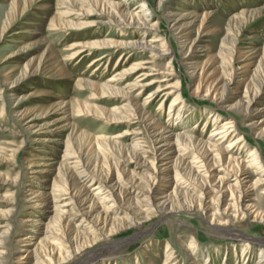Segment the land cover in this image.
<instances>
[{
    "label": "rangeland",
    "instance_id": "obj_1",
    "mask_svg": "<svg viewBox=\"0 0 264 264\" xmlns=\"http://www.w3.org/2000/svg\"><path fill=\"white\" fill-rule=\"evenodd\" d=\"M149 1L152 10V21L157 23L155 33L159 39L169 41V47L171 46L172 50L162 57H152L146 52H139L138 49L124 50V53L131 55V62L129 63L140 61L144 63L145 67L154 66L162 71L172 68L174 78L171 82L179 83L182 89L179 106L183 114L178 115V113L176 115L174 112L168 115L166 110L168 109L170 97L166 98L163 108L158 107L159 102L157 100L146 105L147 114L163 124L167 131H170V129L173 131L193 129L194 134L204 139L211 132L213 119H221L222 121L226 118L235 117L237 132L233 137L244 135L242 141L249 150L255 148L260 150L261 146L263 150L261 161L264 163V144L260 143V139L256 138L252 132L246 131L244 127L248 121L253 119L264 121V86L257 97L258 111L251 113L250 116L224 108L225 105L233 104L240 98L242 100L246 99L243 96L245 94L244 82L236 83L242 77V71L245 69L243 67L247 61L242 59L241 62H237L236 58L243 50L258 51L257 53H260L264 49V0ZM141 2V0H135V2L130 3V7L136 11ZM55 6V0L41 2H37V0H0V34L5 22H9L11 27L0 38V89H5L4 81L15 80L22 72L28 71L27 76L20 78L15 83V87L11 89L14 91L10 96L4 94L0 97V222L5 221L9 224L8 239L3 244L4 254L0 258L4 264L35 263V255L38 254V247L36 246L45 242V231L48 230L46 225L49 223L52 212H46L42 216L35 213L33 218L38 220L37 223L22 226L19 222L20 217L28 216L31 211L23 202V193L27 194L35 189L42 190L43 187H48L51 184L52 179L55 177L56 168L59 162L62 161L61 157L67 138L71 139V144L66 148L69 150L68 152H81L84 163L99 169L104 162L103 168L105 170L108 171L109 168L112 172H116V166L112 163L116 162L115 159L120 160L117 157L118 152L115 150L104 151L98 146L95 139L101 136L114 138L122 132L123 128H134L139 132L136 137L126 136V138L120 140L123 144L130 143L131 139L137 140L140 145L142 144L141 147L144 152L136 157L137 160L130 159L127 165L124 161H120V163L126 165L129 170H134L135 178H139L138 182L141 185H162L161 176L163 172H158V170L153 172L154 166L157 169L162 168L163 160H155V147L161 145L162 141L155 144L152 132L143 122L134 119L135 123L128 126L124 123H110L99 116H78L74 111L77 101L87 102L94 106H104L108 109L118 105L115 98H88L91 96L92 91L78 86L75 81L81 77L92 78L99 83L106 81L112 74H115L116 59L122 50L118 52H113L114 49L106 51V54H110L105 56L102 63L96 65V67L89 65L96 56L102 55L101 51H95L93 55L85 59H80V57L72 59L70 54L76 49V47L73 49L72 45L78 42L88 43L101 40L106 37L119 40L137 39L141 37V31L128 30L124 37H118L115 34L119 31L117 27L97 24L96 22L95 25H91L92 20L99 21L95 15L87 18L70 17L75 22L81 21L89 26L73 28L72 30H66L65 28L50 30L49 22L55 11ZM166 8L184 14L190 12L197 14V17L192 19V25L190 26L192 27L190 28L192 30L190 36L192 39L196 38L197 56L195 60L197 61L202 62L207 60L209 56L218 55L222 40L228 34L230 41L224 44L226 57L229 53L231 54V50H233V55L226 68L232 71L234 79L229 85V96L221 102L219 101V95L222 94L221 90H219L216 97L212 98L213 94L206 93L204 83L199 91L196 94L194 93V88L199 83L198 78L191 80L180 64L179 45L178 42H174L177 40L171 33V23L166 19ZM202 18H205L204 24L200 26ZM190 19L189 17L185 21ZM151 36V34H145L143 37L150 40L153 37ZM154 43L157 45L159 42ZM47 46L49 50L45 51ZM261 48L263 49L261 50ZM168 60L173 62V64L168 62V65L173 67L165 66ZM211 64H214V62H211ZM37 66H39L38 71L33 72ZM90 73H93V75H90ZM225 81L226 77L224 76L219 83ZM149 89H143L137 94L136 92L133 93L136 94L135 102H142ZM58 101H63L66 106L59 108L56 104ZM1 108L4 110L1 111ZM66 108L71 110L63 113ZM209 112L212 115L215 114L211 118L212 120L208 116ZM177 116H179V119L176 118ZM56 119L58 120L56 121ZM179 121L182 125H187V128H180L178 126L181 125ZM27 123L34 125L29 131L24 129ZM205 123L208 127L203 128ZM217 125L218 123L215 126ZM81 132L82 134L85 133V137L80 135ZM34 136L39 140H33ZM229 139L224 141L222 146H226ZM234 150L230 151L232 155ZM105 152L108 159H104ZM42 156L48 157L49 160H42ZM183 156L187 161L192 157L190 152ZM245 156V152L241 154V158H245ZM27 161L33 162L31 165H26ZM34 162L35 164L44 162L40 165L42 167L47 165L48 168L44 174L38 175V178H34L36 175L34 173ZM218 169H220V166H217L213 173H225ZM245 175L248 176L249 174L246 173ZM226 177V182H232V177ZM250 179H253V177L250 176ZM188 183L189 181L187 185L182 184L181 187L184 190L188 189L189 194L203 193L202 186L194 187L193 184L188 185ZM85 185L90 190L94 186V182L85 180ZM127 188L131 195L137 192L133 186ZM261 189L262 185H256L253 190L249 191L250 199L247 203L253 204L259 212L264 214V194H261ZM137 197L141 196L138 195ZM204 199L210 208L207 213L209 217L204 218L187 211L190 199L178 198L174 202V208L181 209L180 212L175 213L179 214V218H169L168 216L165 219H154L155 221L152 222L150 220L145 223L147 228L145 233L136 237H134L136 230L133 228L118 233L110 239L111 243L113 242L112 244L110 242L106 244L109 246V250L113 251H118L122 247L120 250L122 253L110 258L109 261L106 258H99L87 264H94L99 260L103 261L102 264H115V262L116 264H128V262L135 264V260L139 264H192L193 259L185 251L186 245L191 247V251L194 253L197 250H205L207 254L209 253L207 261L204 258H196L199 264L202 262L207 264H256L258 247L261 246L252 242L243 252L241 246L246 245V242H237V239L221 237L219 235L220 225L211 224L210 221L212 217L219 221H225V217L217 212L214 213L216 204L209 199L208 194L205 193ZM225 200L231 201L228 197ZM11 206H13V212L9 216H5L4 212ZM232 210L235 211L236 209L233 208ZM211 213H214V216H211ZM81 218L82 215L79 213L75 215L72 222L76 224L80 222ZM234 229L248 238L264 239V223L261 221L252 222L247 219L242 225L235 224ZM1 230L0 238H2ZM28 234L31 237L28 238V244L17 243L16 240L19 237H25ZM182 241L183 245H181ZM189 242L193 244L190 245ZM26 247L28 253L24 251ZM91 250L93 249L84 252L90 253ZM19 254L25 255V257L16 262ZM223 260L226 261L223 262Z\"/></svg>",
    "mask_w": 264,
    "mask_h": 264
},
{
    "label": "bare ground",
    "instance_id": "obj_2",
    "mask_svg": "<svg viewBox=\"0 0 264 264\" xmlns=\"http://www.w3.org/2000/svg\"><path fill=\"white\" fill-rule=\"evenodd\" d=\"M41 1L44 0H37V2ZM141 1V4L135 11L130 7V3L135 2V0H55V11L50 19L49 26L50 30L83 28L88 24L81 21L75 22L70 17L87 18L88 16L95 15L99 21H95L94 19L91 21V25L100 23L117 27L119 31L115 32V34L118 37H124L128 30L141 31L142 35L137 39L119 40L106 37L101 40L88 43L78 42L72 45L73 49L76 47L70 54L72 59L78 57L85 59L93 55L95 51L102 52V55L96 56L89 66H98L102 63L105 56L110 54H106V51L114 49L113 52H118L122 50L116 59L115 74H112L106 81L99 83L92 78L82 77L77 78L75 81L78 86L92 91L91 96L88 98H115L118 105L108 109L104 106H94L87 102L77 101L74 111L78 116H99L110 123H124L128 126L135 123L134 119L143 122L150 129V132H152L153 142L156 144L162 141L161 145L155 147V160H163L161 164L162 168L157 169L154 166L153 171L158 170V172H163L161 176L162 185H141L138 182L139 178H135L134 170H129L126 167L130 159L137 160L138 158L136 157L144 152L141 147L142 144L140 145L137 140L131 139V142L128 144H123L120 140L126 138V136L136 137L139 132L134 128H123L122 132L114 138L101 136L95 139L98 146L104 151L115 150L118 152L117 157L120 160L115 159L116 162L112 163L116 166V172H112L109 168L108 171L105 170L103 168L104 162L99 169L84 163L85 161L83 162L81 152H68L69 150L66 148L71 144V139L67 138L61 157L62 161L59 162L56 168L55 177L52 179L51 184L48 187H43L42 190L35 189L27 194L23 193V202L31 211L28 216L20 217L19 222L22 226L35 225L38 221L33 218L35 213L42 216L46 212H52L49 223L46 225L48 230L45 231V242L36 246L38 247V254L35 255L34 264H87L99 258H106L109 261L110 258L122 253L120 251L122 247L118 251H113L109 250V246L106 244L111 243L110 239L114 235L133 228L136 230V234L134 235L136 237L145 233L147 230L145 223L150 220L152 222L155 221L154 219H165L168 216L169 218H179V214L175 213L180 212L181 209L174 208V202L178 198L190 199L187 211L196 213L204 218L209 217L207 213L210 208L204 199L205 193L216 204L214 213L217 212L225 217V221L216 220L214 217L211 218V224L220 225L219 229L221 228L222 232L220 231L219 235L225 238L237 239V242H246V245L241 246V251L243 252L246 251V247L252 242L261 246L258 247L256 264H262L264 263V239L248 238L239 234L234 229L235 224L242 225L247 219H250L252 222L261 221L264 223V214L259 212L253 204L247 203L250 199L248 192L253 190L256 185H262L260 192L264 194V163L261 161L263 155L262 147L260 146V150L258 148L249 150L242 141L244 135L233 137L235 132H237L235 117L226 118L222 121L221 119L212 120L211 118L215 114L212 115L209 112L208 116L212 120V129L208 137L204 139L194 134L193 129H185L187 125H182L180 121L181 125L178 126L185 130L173 131L170 129V131H167L163 124H160L158 120L153 119V116L147 114L146 105L157 100L159 102L158 107L163 108L166 98L170 97L166 112L168 115L174 112L176 115L178 113V115H181L183 111L181 112L179 105L182 98V89L179 83L171 82L172 78H174L172 68L162 71L154 66L145 67L144 63L140 61L129 63L131 62V55L129 56L124 53V50L138 49L139 52H146L152 57H162L172 50L171 46L169 47V41L159 39L155 33L157 23L152 21L150 1ZM165 11L167 13L166 19L171 23V33L177 40L174 42H178L179 45L178 50L181 54L180 64L185 69V74L191 80L198 78L199 83L194 88V93L196 94L204 83L206 93L213 94L212 98L216 97L219 94V90H221L222 94L219 95V101L221 102L229 96V85L234 79L232 71L226 68L233 55V50H231V54L228 52L229 55L226 57L227 53L224 44L230 41L228 34L222 40L218 55L209 56L207 60L202 62L200 60L197 61L195 60L197 56L196 38L192 39L190 36L192 19H195L197 14L174 12L173 9L168 8ZM189 17L191 19L185 21ZM204 19L202 18L200 26L204 24ZM9 24V22L4 23L0 38L11 28ZM128 33L130 34V32ZM145 34H151L153 36H151L152 39L146 40L143 37ZM154 42L159 43L156 45ZM45 48V51L49 50L48 46ZM173 49L175 50V48ZM257 52L243 50L238 54L236 58L237 62H241L242 59L247 61L243 67L245 68L242 71L243 75L236 83L244 82L245 94L243 96L246 99L242 100L240 98L233 104L225 105V109H231L235 113H242L245 116H250L251 113L258 111L257 97L264 86V49L260 53ZM168 62L173 64L171 60H168L165 66L173 67L172 65H168ZM211 62H214V64H211ZM38 69L39 66L35 67L33 72H37ZM61 69L59 70L60 72L62 71ZM27 74L28 71L25 70L15 80L4 81L6 87L4 90L0 89V97L4 94L10 96L12 91H14L11 89L15 87V83L20 78L27 76ZM90 75H93V73H90ZM224 76L226 77V81L220 84L219 82L222 81ZM147 88L150 89L147 90L143 101L140 103L135 102L134 98L136 94ZM135 92L136 94H133ZM56 104L59 108L66 106L63 101H58ZM2 108L1 111L4 110ZM70 110L66 108L63 110V113H67ZM176 118L179 119V116ZM263 122L253 119L243 125L246 131L252 132L256 138L260 139V143L264 144ZM217 123L218 125L215 126ZM26 125L25 131H29L34 127L33 124L27 123ZM206 127H208L207 123L203 125V128ZM80 135L85 137V133L82 134L81 132ZM211 137L213 138L211 139ZM227 139H229L227 145L222 146V143L227 141ZM33 140L39 139H36V136H34ZM233 149L235 150L232 155L230 151ZM188 152L191 153L192 157L187 161L183 155ZM244 152L246 156L245 158H241V154ZM104 156V159H108L106 152ZM41 158L42 160H49L46 156H42ZM120 161H124L126 165L121 164ZM32 162L27 161L25 164L31 165ZM40 164H44V162L35 164L34 173L36 175L34 178H38V175L44 174L48 169L47 165L42 167ZM217 166H220L219 171L225 173H213V170ZM246 173L249 175L246 176ZM226 176L232 177V182H226ZM250 176L253 179H250ZM85 180L94 182V186L90 190L85 185ZM188 181V185L193 184L194 187L202 186L203 193L197 195L189 194L187 192L188 189L184 190L181 187L182 184L184 186L187 185ZM129 186L136 188L137 192L134 195H131L127 191V187ZM138 195L141 197H137ZM226 197L231 201L225 200ZM233 208L236 210L233 211ZM13 210V206H11L4 212V215L9 216ZM79 213L82 215V218L80 222L74 224L72 219ZM214 213L210 215L214 216ZM0 229H2V238H0L1 258L4 254L3 244L8 239L9 224L5 221L0 222ZM28 238H31L29 234L25 237H19L16 241L18 244H28ZM181 243L183 245V241ZM189 244L193 243L189 242ZM88 249L93 250L90 253H85L84 251ZM27 250L28 248L26 247L24 251L28 253ZM185 251L193 259L191 261L192 264H199L196 260L197 257L204 258L207 261L209 256V253L207 254L205 250L192 252L191 247H188V245L185 246ZM24 257L25 255L19 254L16 262L24 259ZM135 261V264H139L137 260ZM225 261L223 260V262ZM102 263L103 261L99 260L94 264ZM131 263L128 262V264ZM0 264L4 263L0 260ZM200 264L207 263L202 262Z\"/></svg>",
    "mask_w": 264,
    "mask_h": 264
}]
</instances>
